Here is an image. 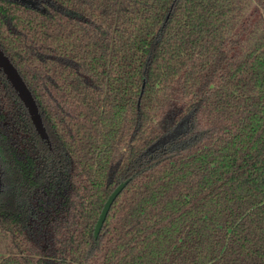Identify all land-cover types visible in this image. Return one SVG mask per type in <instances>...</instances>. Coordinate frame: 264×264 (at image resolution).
Here are the masks:
<instances>
[{
  "label": "trees",
  "instance_id": "16d2710c",
  "mask_svg": "<svg viewBox=\"0 0 264 264\" xmlns=\"http://www.w3.org/2000/svg\"><path fill=\"white\" fill-rule=\"evenodd\" d=\"M0 46L49 134L0 67V264H264V0H0Z\"/></svg>",
  "mask_w": 264,
  "mask_h": 264
},
{
  "label": "water",
  "instance_id": "95a60500",
  "mask_svg": "<svg viewBox=\"0 0 264 264\" xmlns=\"http://www.w3.org/2000/svg\"><path fill=\"white\" fill-rule=\"evenodd\" d=\"M0 67L5 72L7 78L11 82V84L14 86L15 90L17 91L20 98L23 100L25 105L27 106L29 113L31 115V118L36 126V129L38 130L39 134L42 138L49 139V134L46 129V126L44 124L41 112L39 110L38 103L26 83L25 79L23 78L22 74L20 73L17 66L12 62L10 57L5 53V51L0 46ZM127 180L122 181L109 195L108 199L106 200L104 207L102 209V212L98 218V221L95 226V235L98 236L101 227L106 219V216L108 214V211L117 197V195L121 192V190L125 187ZM2 183L1 174H0V186Z\"/></svg>",
  "mask_w": 264,
  "mask_h": 264
},
{
  "label": "rangeland",
  "instance_id": "374dc122",
  "mask_svg": "<svg viewBox=\"0 0 264 264\" xmlns=\"http://www.w3.org/2000/svg\"><path fill=\"white\" fill-rule=\"evenodd\" d=\"M26 2L32 3V4H39L40 0H24Z\"/></svg>",
  "mask_w": 264,
  "mask_h": 264
}]
</instances>
